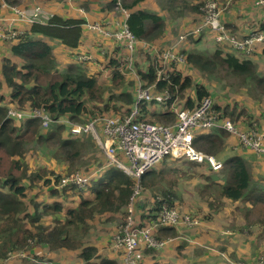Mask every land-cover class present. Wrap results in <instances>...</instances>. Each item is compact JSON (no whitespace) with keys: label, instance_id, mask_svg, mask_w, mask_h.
I'll list each match as a JSON object with an SVG mask.
<instances>
[{"label":"trees","instance_id":"1","mask_svg":"<svg viewBox=\"0 0 264 264\" xmlns=\"http://www.w3.org/2000/svg\"><path fill=\"white\" fill-rule=\"evenodd\" d=\"M4 1L14 2V0ZM142 1L144 0H123V8L130 10L126 19L129 31L137 38L148 42L164 39L168 28L165 18L154 11L136 9ZM216 1L220 3L219 0ZM203 2L204 0H160V6L169 12L170 20L177 19L176 21H179L182 27H188V23L193 26L184 31H190L187 39L189 37L191 45L189 43L180 50L186 59L185 67L209 76H215V73L224 70L237 84L251 85L259 93L255 96L256 98H264V75L258 72L256 64L250 59L251 54H248L252 51L253 55L258 51L260 55H264V39L256 41L251 51L246 52L235 49L227 41L216 42L208 28H203L197 31L198 33H191L203 18L204 13L201 10ZM228 8L220 17L228 34L240 39L252 33L264 35V11L254 12L252 22L237 31V27L233 29L227 25ZM186 14L191 16V20L185 19ZM29 23L30 25L15 39L0 38V41L10 43L5 53L0 56V264H3L1 261H7L8 264L26 261L30 264H56L50 257L31 251L34 247L41 245H45L50 251L76 252L82 264H122L126 248L121 246L114 249L113 242L114 235L118 230L122 231L127 224V219L110 233L111 237L103 251L98 250L99 247L85 239V236L96 216L117 211H122L126 216L129 215L127 203L134 192L135 177L124 173L116 166H110L102 171L96 182H92L91 179L84 189L74 184L57 187L56 184L64 176L61 172L40 168L28 173V167L22 159L29 145L33 143L53 149V159L62 157L64 160H72L71 157L79 156L84 148L81 141L85 134L74 135L68 129L64 132L67 125L60 121L81 123L97 113L125 115L134 104L133 91L136 81L122 71L124 67L120 62L122 55L115 50L116 47L122 48L118 45H113L114 50L104 53V60L98 62L99 65H96L97 69L93 72H88L84 68L89 60L77 58V55L90 53L83 49H78L74 53L75 64H68V67L60 71L53 47L43 37L56 39L69 48H76L82 36V24L84 23L82 19L52 15L44 22L36 19ZM205 33L212 36L211 42L216 47L211 51L206 48L191 47L194 42L203 41ZM111 43L113 44V40ZM93 44L94 47H100L99 41ZM187 47L189 48L186 49ZM258 47L260 50H257ZM137 54L139 62H135V66L139 79L145 86L154 83V91L157 93L167 91L170 94V98L165 102H157L155 99L141 101L139 104L140 120L171 123L175 120V112L171 106L192 109L202 97L209 96L207 88L194 81L189 74L173 70L169 81L156 80L154 64H143L144 59L147 63L152 62L151 56L141 50H138ZM239 54H246V56L241 58ZM105 72L108 74L104 75ZM127 82L132 91L125 89ZM3 86L7 87L6 94ZM187 90L191 92L186 95ZM105 91H107L106 94ZM212 100V110L218 119H229L238 126V121L251 124L256 117L237 103L222 105ZM10 107L26 110L32 107H44L53 119H60V121L42 129L36 118L16 120L8 116L7 110ZM202 132L204 133L200 134L199 131L195 133L193 144L196 148L210 154L224 149L225 131L222 128L213 127ZM168 161L172 163L169 169L178 163H189L200 167L206 165L210 172L221 171V178L206 175L203 189L208 191L207 196L218 200L225 198L234 207L236 202L243 203L245 206L239 209L243 211V216L247 220H250L252 208L246 207V204L251 206H257L258 203L264 204V187L255 191L251 171L241 156L233 155L225 159L222 167L214 170L206 163L166 155L140 176V189L136 194V199L140 191L150 189L153 192L151 206L138 201L136 206L141 210L140 215L135 217L134 211L131 214L132 227L151 226L154 238L158 241H166V243L162 247L139 245L136 250L139 251L140 256L136 264H142L145 253L149 254L153 251H159L161 255L171 254L173 258L170 260L152 259L150 264H178L177 260L179 261L186 255V246L191 245V242L187 243L178 238L173 241L172 239L178 235L176 230L180 226L164 224L159 219L162 207L176 208L175 200L179 198V192L176 189L177 182L168 177L167 172L170 171L165 169L168 168L165 166ZM39 181L45 185L51 183L49 194L55 199L51 203H44L41 210L37 204H34L33 212L28 213L24 202L27 198L28 186L36 185ZM69 188L74 190L70 191L73 195L78 194L80 197L74 207H66L63 201L62 195H66ZM85 192H89L90 195L85 196ZM210 207H213L212 203ZM262 209L257 208L255 219L253 218L252 222L247 221L248 225L243 229L244 232L260 229V236H264ZM59 213L60 217L55 216ZM44 216L54 217L49 223H42L41 219ZM189 216L196 221L193 225L210 221L212 218L210 214H190ZM77 228H80L81 236L76 238L72 235V231L76 232ZM193 233L198 234L199 231L195 230ZM223 249L226 250L225 247ZM10 251H23L26 256L7 259V253ZM200 258L201 254H196V258L190 261V264H198Z\"/></svg>","mask_w":264,"mask_h":264},{"label":"built area","instance_id":"2","mask_svg":"<svg viewBox=\"0 0 264 264\" xmlns=\"http://www.w3.org/2000/svg\"><path fill=\"white\" fill-rule=\"evenodd\" d=\"M253 4L264 9V0H253ZM116 9H123L122 0H115ZM228 7V2L218 3L216 0H204L201 10L204 15L195 29L196 31L208 28L213 34L216 42L227 41L235 49L248 51L256 41L264 39L263 34L252 33L248 37L240 39L235 35L228 34V30L220 17ZM14 15L12 18H0V38L3 40L15 39L23 31L18 28V21L32 22L45 21L44 15L36 8L33 13L28 9L12 7ZM83 26L98 33L102 39L113 40L114 45L121 46L127 51L121 64L124 66L122 71L125 74L133 75L137 80L134 87V104L130 110L121 115L118 113H97L89 117L86 121L70 122L67 120L53 119L44 107H32L30 109L8 108V116L23 120L36 118L39 120L41 128H48L52 123L65 122L67 129L74 135L91 134L97 144L105 154V162L98 169H107L116 166L123 172L131 173L136 179L134 192L127 203V224L122 231H117L114 235L113 248L125 246L126 252L122 259V264H136L140 256L139 245L145 244L150 247H162L166 241H158L152 234L151 226L132 227V212L136 199V194L140 189V176L143 172L153 167L166 155L172 158H183L198 163H206L212 169L217 170L222 167V162L212 154L206 153L193 144L195 133L199 130H207L213 127L222 128L226 133L236 137L240 145L256 153L264 151V130L260 129L257 122L253 120L248 127L242 129L229 119H218L212 110L213 100L210 96L202 97L197 105L192 109L174 106L171 108L175 112V120L171 123H160L140 120L139 104L141 101L155 99L157 102H165L170 98L167 91L157 93L154 91L155 84L145 86L139 79V74L135 67V54L138 50L151 55L154 64L156 80L169 81L172 71L183 72L180 66L186 64L184 54L180 51V46L187 41L188 33H180L177 39L161 51L150 45V42L139 39L133 35L126 24L115 28L98 22L84 23ZM80 60L91 59L90 53L77 55ZM99 65V63H96ZM108 73L105 72L104 75ZM264 118V111L262 114ZM124 153L131 165H126L120 160L117 153ZM94 174V173H91ZM131 175V176H132ZM91 175L81 172L70 173L61 177L56 184L57 187L74 184L79 188L88 185ZM159 219L168 225H180L182 221L187 226H192L196 221L189 215H180L176 208L163 206ZM228 231H224L227 233ZM23 251L7 254V259L15 257H25Z\"/></svg>","mask_w":264,"mask_h":264},{"label":"rangeland","instance_id":"3","mask_svg":"<svg viewBox=\"0 0 264 264\" xmlns=\"http://www.w3.org/2000/svg\"><path fill=\"white\" fill-rule=\"evenodd\" d=\"M219 2L224 4L228 1L219 0ZM232 2L233 1H231L230 3V7L228 2L229 9L232 6ZM253 9L254 11H250L249 15L246 18H242L243 22L240 23V26L246 27L249 23H251L254 17V12L260 13L264 11L256 8ZM185 19L191 20V16H188V14H186ZM165 22L171 28L170 30L167 28V31H169L170 33H177L178 31H180L181 25L179 24V21L171 19L170 21L165 20ZM9 44L10 43L7 41H0V56L5 53L6 49H8ZM189 47H187L186 49H188ZM191 47H198L203 49L206 48V50L211 51L216 46L212 45L211 40L206 35L203 41L194 42ZM222 48L225 49L224 47ZM251 49L246 52L251 51ZM257 50H260V47H258ZM248 54H251L250 59L256 64L258 72L264 75V55H260L258 51L253 53V55L252 51ZM239 56L243 58L244 56H246V54H239ZM180 68L184 70L183 72L185 74H189L194 81L199 82L203 86H205L209 91V96L214 99V102H220L222 105H224L225 103H237L239 106L246 108L252 113L259 112L261 113V115L263 114L264 98H256L255 96H258L259 93L251 85H248L246 83L240 85L237 84L229 74L224 72V70L215 73V76H209L203 75L197 71H191L188 67H185V64L180 66ZM125 89H131L132 91L131 86H128V82L125 86ZM190 92L191 90H187L186 95ZM106 93L107 91H105V94ZM154 122L160 121L154 120ZM160 123L167 122L161 121ZM66 131L67 128L64 130V132ZM199 132H202V130H199ZM81 142H83L84 148L79 156L71 157L72 160H64L62 157H60L59 159H53L51 157L52 159L50 161L48 159V156H51V154L53 153V149L50 150L49 153L44 152V147H39L42 145H39L37 143L29 145L25 157L22 160L25 165L32 170H38L40 168H54L58 172H61V175L81 172L82 174L91 175L88 183H90L91 179L92 182H96L99 175L103 171V169H96H99V167L105 162V154L92 136L90 137V135L88 134L83 135ZM116 156L120 160H123L126 165H131L128 159L125 157L124 153L119 152ZM171 164L172 163L168 161V163L165 165L168 168L165 169L170 171L167 172L168 177H170L171 179H175L177 182L176 189L179 192V198L175 200V204L177 206L176 208L179 214H210L212 215L211 219L213 220V225L208 228L211 230L212 239L210 241L208 239H204V241L209 242H203V247L194 246L193 249H189V245H187L185 249L186 255L185 257H183L184 259L181 258L179 261L177 260V263L190 264V261L196 258V254H201L200 262L198 264H264V236H260L261 230L256 229L251 230L250 232H244L245 230H243L245 229L246 225H248L247 221L252 222V219H255L257 208H263L262 210L264 212V204L258 203L257 206L246 204V207L252 208V212L249 216L250 220H247L243 216V211L239 209L243 206V203H241L240 201L236 202L234 207V205L225 198H219L218 200L215 197H213V199L211 196H207L208 191L203 189V186L206 183V175L213 176V178H221V171L210 172V170H207L208 167L206 165L200 167L189 163H178L175 164L174 167L169 169V166ZM128 175L132 174L129 173ZM252 183L255 187V191L260 187H264V180H262L260 177L252 178ZM70 191L74 190L69 188L66 191V195H62L63 201L69 205L75 206L77 203L74 202L73 198L76 199V201L79 200L77 197L78 195L74 196L75 194L73 195ZM180 193L182 197L180 196ZM31 194H35L36 197L40 196V199H46V195L43 191L39 189H33L30 186V192H28V195ZM152 200L153 192L150 189H145L143 190V192L140 191L139 196L135 201V205L133 206L134 216H139L141 212V210H139L140 208L136 206V203L138 201H141L145 205L148 204L149 206H151ZM210 203H212L213 207H210ZM211 208L215 210H212ZM220 208H222L223 211L225 210L222 216V212H218ZM125 216L126 215H124L122 211L109 212L108 214L101 215V217L96 216L92 221L90 231L85 236V239L89 238L91 242L94 240L95 242L100 244V247L105 248V245L107 244V242H109V239L111 237L110 233H112V231L115 230L117 226H119L125 219H127V216ZM227 217L230 218V220H226ZM200 225L201 224L187 226L185 222L182 221L179 225L180 227L178 228V230H176L178 235L172 240L174 241L178 238L180 240L186 241L187 243L190 242L189 240H192L193 238V232L195 230H198ZM203 228L205 227L203 226ZM221 229L230 230L232 231V233L230 234L229 232H227V234L230 235L219 234V231ZM216 234L219 235L215 236ZM72 235L76 238L81 236L80 228H77L76 232L72 231ZM221 247L225 252L221 250ZM223 247H225L226 250H224ZM207 248H209V250ZM208 257L210 258L209 260ZM160 258L170 260L173 258V256L171 254L161 255L159 251H153L149 254L145 253L142 264H150L153 261L152 259ZM62 261H64V264H67L66 259H63ZM27 263L29 262H14L13 264Z\"/></svg>","mask_w":264,"mask_h":264},{"label":"crops","instance_id":"4","mask_svg":"<svg viewBox=\"0 0 264 264\" xmlns=\"http://www.w3.org/2000/svg\"><path fill=\"white\" fill-rule=\"evenodd\" d=\"M226 1L229 2V7H230L231 1H233L231 8L230 9L228 8L227 10L228 15L226 16V19H227L228 27L233 28V29H236L237 27L238 29L237 31L242 30V26H240V23L243 22L242 18H246L249 15L250 11H254L253 7H255V5L253 4V0H226ZM0 2H1L0 17H4V18H12V16L14 15L12 7L16 6L19 8L28 9L30 13H33L35 9L38 8L41 11V13L44 15L45 21L52 15H59L62 17L80 18L83 20L84 23L98 22V23L106 24L109 27L114 26L115 28L121 27L124 24H126V19L130 13V10L125 9V8L116 9L115 0H14L13 3L0 0ZM235 7H238V8H235ZM137 8L157 12L160 16L164 17L165 20L170 21L169 12L167 10H164L165 8L160 6V0H144L136 6V9ZM173 13H176V12H173ZM29 25H30L29 22L21 21V20L18 21V24H17L18 28L22 29V31L25 30L26 27H28ZM187 26L188 27L181 26L180 31H178L177 33L176 32L170 33L169 31H167L166 37L164 39L159 40V41H152L150 42V45L152 47H155L159 51H161L162 49H165L167 46H169L171 43H173L177 39L180 33L187 31L193 27L191 26L190 23H188ZM168 29L169 30L171 29L169 25H168ZM184 33H188L189 35L190 31L184 32ZM191 33H198V32L196 30H193ZM209 33L212 34L210 31ZM209 33H205V36L207 35L209 39L211 40L212 36ZM43 38L49 44L52 45L53 52L56 56V60L58 62L60 71L68 67L67 66L68 64H75L74 53H76L78 49L89 51L91 54V59H88L89 61L86 62L84 66V68L88 72H93L95 69H97L96 63L98 62L100 63L101 61L104 60L105 52L114 50V47H113L114 43L112 44L110 39H102L98 33H96L93 30H89L85 28L83 24H82V36H81L80 44L76 48H69L65 46L64 44L59 43V41L56 39H48L46 37H43ZM97 41H99V45H100L99 48L94 47V44H93ZM189 43L190 42H189V37H188L187 41L180 46V50L188 46ZM115 50L118 51L122 55V58H124V56L127 54V51L125 49H122V48L120 49L119 47H116ZM135 57H136L135 62H139L137 53L135 54ZM146 63H147V60L144 59L143 64L146 65ZM129 75L132 76L135 81L137 80L133 75L131 74ZM3 91L5 92V94L7 93L8 90L6 86H3ZM217 103L221 104L220 102H217ZM249 113L253 116H256L254 117V120L257 122V125L259 126V128L264 130V118L261 115V113L259 112H255V113L249 112ZM248 125L249 123L247 122L238 121V126L242 129L248 127ZM203 133L204 132H200V134H203ZM223 144H224V149L212 155L217 157L222 163L224 162L225 159L233 155H239L244 159L247 166L249 167L251 171V177L252 178L260 177L262 180H264V151H262V153H256L250 149H247L243 147L242 145H240V143L238 142L235 136L230 135L228 133L226 134V132H225ZM39 147H44V152H48V153L50 150H52L51 148H48L43 145ZM48 153H47V156H48ZM51 157H52V154L50 157L48 156V159L50 161L52 159ZM53 170L56 171V169L54 168ZM35 171L37 170H32L28 168L27 172L30 173V172H35ZM31 187L33 189H39L43 191L44 194L46 195V199H40V196L36 197L35 194L28 195V192H30V186H28L27 198L24 200V202L27 205L26 211L28 213L33 212L34 204H37L39 210H41V207L44 203H51L54 201L55 197H52L49 194L50 189H51V183L45 185L41 181H39L36 183V185H33ZM77 195L78 194L74 196H77ZM89 195H90L89 192H85V196H89ZM77 197L80 200V197L79 196ZM73 200L76 203H78L79 201V200L76 201V199L74 198ZM65 204H66V207L68 206L74 207L67 203ZM224 211L223 209H220L218 212L219 213L222 212L221 213V216H222ZM55 216L60 217V213L56 214ZM53 217L54 216H51V217L44 216L41 219V221L42 223H49ZM226 220H230V218L227 217ZM212 223H213L212 219L210 221H203L201 223L198 229L199 233L192 234L193 238L192 240H190L191 245L189 246V249H193L195 245L202 247L204 246L202 244L203 242L206 243L212 239L211 230L208 229L209 227L213 225ZM203 226L205 228H203ZM224 231H228L230 234L232 233V231L230 230L221 229L219 231V234L230 235L227 233L224 234L223 233ZM219 234H216L215 236H218ZM204 239H208L209 241H204ZM87 240L90 241L89 238ZM91 243L99 247L98 250L100 251H103L105 249V248L100 247V244L95 242L94 240ZM31 251L37 254H41L42 256H45V257H50L51 260H53V262L56 264H60V263L64 264V261H62L63 259H66L67 264H82V261L78 259L77 253L73 251H67V250L50 251L45 245L36 246ZM1 262L3 264H8L7 261L6 262L1 261ZM27 264H30V263H27Z\"/></svg>","mask_w":264,"mask_h":264},{"label":"clouds","instance_id":"5","mask_svg":"<svg viewBox=\"0 0 264 264\" xmlns=\"http://www.w3.org/2000/svg\"><path fill=\"white\" fill-rule=\"evenodd\" d=\"M122 3H123V0H122ZM84 24V23H83ZM182 73H184V72H182Z\"/></svg>","mask_w":264,"mask_h":264}]
</instances>
